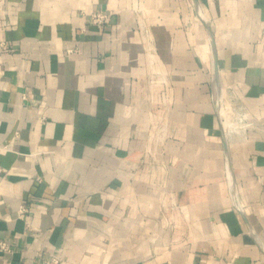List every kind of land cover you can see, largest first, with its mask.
Instances as JSON below:
<instances>
[{
  "label": "crops",
  "instance_id": "0c3cea01",
  "mask_svg": "<svg viewBox=\"0 0 264 264\" xmlns=\"http://www.w3.org/2000/svg\"><path fill=\"white\" fill-rule=\"evenodd\" d=\"M198 3L229 162L193 0H0L1 264H264V0Z\"/></svg>",
  "mask_w": 264,
  "mask_h": 264
},
{
  "label": "water",
  "instance_id": "95a60500",
  "mask_svg": "<svg viewBox=\"0 0 264 264\" xmlns=\"http://www.w3.org/2000/svg\"><path fill=\"white\" fill-rule=\"evenodd\" d=\"M193 5L195 8L197 17L203 22V24L205 26V29H206V32L208 35V40H209L210 45H211V53H212L211 55H212V65H213V81H214L215 88H216L215 109H216V113L218 116L220 126L223 130L225 155H226V158L228 161L229 157H228V150H227L226 134L224 131L225 124L223 121V109H222V96H223V94H222V86H221L220 78H219V68H218V63H217L216 50H215V46H214V37H213L212 30L209 26L208 20L206 19L205 15L203 14V12L199 6L198 0H193ZM229 166L230 165L228 163V171H229L230 181L232 183V193L234 194L235 193V187H234V182H233L232 177H231V171H230Z\"/></svg>",
  "mask_w": 264,
  "mask_h": 264
},
{
  "label": "built area",
  "instance_id": "2783aa9c",
  "mask_svg": "<svg viewBox=\"0 0 264 264\" xmlns=\"http://www.w3.org/2000/svg\"><path fill=\"white\" fill-rule=\"evenodd\" d=\"M82 12L86 14L87 20L90 23L96 24L98 26L103 25L108 20V13L101 9H93L88 12H85V11H82ZM0 45H3L2 41L0 42ZM223 121H224L225 128H226L227 121L224 115H223ZM25 210L26 208L24 206H20L18 209V212L23 213ZM12 250L13 248L11 244L6 239L0 237V256L2 254L12 252ZM8 264H13V263H8ZM41 264H64V262L62 258L58 256H52L50 258L45 259Z\"/></svg>",
  "mask_w": 264,
  "mask_h": 264
},
{
  "label": "bare ground",
  "instance_id": "6f19581e",
  "mask_svg": "<svg viewBox=\"0 0 264 264\" xmlns=\"http://www.w3.org/2000/svg\"><path fill=\"white\" fill-rule=\"evenodd\" d=\"M234 111H236V117H237V119H238V121L240 120V121H242V116L240 115V112L238 111V110H234ZM235 123H237L238 124V122H235ZM235 123H232V124H228L227 123V125L226 126H230L231 128H233V127H235Z\"/></svg>",
  "mask_w": 264,
  "mask_h": 264
},
{
  "label": "rangeland",
  "instance_id": "374dc122",
  "mask_svg": "<svg viewBox=\"0 0 264 264\" xmlns=\"http://www.w3.org/2000/svg\"><path fill=\"white\" fill-rule=\"evenodd\" d=\"M224 107H223V101H222V109H223Z\"/></svg>",
  "mask_w": 264,
  "mask_h": 264
}]
</instances>
